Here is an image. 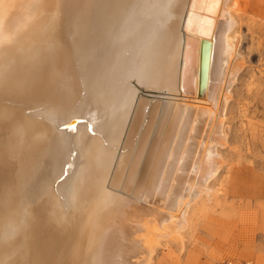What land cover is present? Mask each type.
I'll return each instance as SVG.
<instances>
[{"label":"bare ground","instance_id":"6f19581e","mask_svg":"<svg viewBox=\"0 0 264 264\" xmlns=\"http://www.w3.org/2000/svg\"><path fill=\"white\" fill-rule=\"evenodd\" d=\"M238 2L0 0V264H150L189 226L222 168Z\"/></svg>","mask_w":264,"mask_h":264},{"label":"rangeland","instance_id":"374dc122","mask_svg":"<svg viewBox=\"0 0 264 264\" xmlns=\"http://www.w3.org/2000/svg\"><path fill=\"white\" fill-rule=\"evenodd\" d=\"M238 11L240 70L211 201L206 193L192 204L186 229L166 226L150 264H264V0H239Z\"/></svg>","mask_w":264,"mask_h":264}]
</instances>
